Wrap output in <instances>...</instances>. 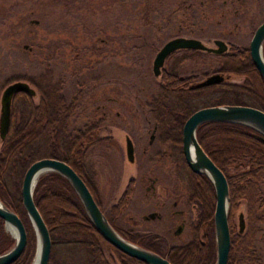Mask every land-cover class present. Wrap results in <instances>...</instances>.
I'll return each instance as SVG.
<instances>
[{
	"label": "rangeland",
	"instance_id": "1",
	"mask_svg": "<svg viewBox=\"0 0 264 264\" xmlns=\"http://www.w3.org/2000/svg\"><path fill=\"white\" fill-rule=\"evenodd\" d=\"M60 1L65 6L57 8L54 21L44 0H0V93L14 78H37L46 73L53 81L61 80L65 101L75 99L67 128L75 132L90 119H99V135L107 137L84 152L101 210L107 213L109 204L133 177L130 201L114 223L134 228L145 223L150 229H160L163 221L174 219L172 210L183 207V200L177 205L171 202L183 198L185 183L177 181L173 190L169 175L173 165L167 155L174 154L152 131L148 102L157 94L161 75L152 73V57L165 40L178 34L200 38L210 46L213 38L248 46L253 28L264 18V0ZM23 18L32 23L19 30L12 28ZM217 66V56L201 50L177 51L163 64L164 69L178 74H192L191 82L204 79ZM241 79L227 80L239 83ZM37 99L36 93L31 96L32 101ZM209 100L204 94L194 103L201 106ZM10 105L15 110L14 122L18 121L27 101L18 96ZM126 135L133 144L132 161L125 155ZM241 168L231 164L227 171ZM183 169L179 166L176 174L184 173ZM13 175L7 178L10 190L14 189ZM151 182L154 188L149 186ZM150 210L160 212L161 218L143 221L141 214ZM239 210L244 212V202ZM234 222L236 225V214ZM166 235L171 243L184 241L183 234L177 237L170 231ZM254 246L257 263L264 264V224H260ZM54 255L79 263L78 252L62 245L54 248Z\"/></svg>",
	"mask_w": 264,
	"mask_h": 264
},
{
	"label": "trees",
	"instance_id": "2",
	"mask_svg": "<svg viewBox=\"0 0 264 264\" xmlns=\"http://www.w3.org/2000/svg\"><path fill=\"white\" fill-rule=\"evenodd\" d=\"M44 4L54 21L57 20V8L65 6L60 0H44ZM30 22L32 23L23 18L12 24V28H26ZM262 55L264 58V41ZM216 56L218 66L213 71L222 74L220 81L190 88L187 85L191 83L192 74L180 77L171 69H163L157 83V94L148 102L159 141L168 143L174 154V161L183 164L188 174L194 177L193 184L196 182L201 191L212 196L214 190L210 180L202 173L191 171L181 156L182 122L191 111L200 107L196 106L194 99L207 94L211 101L208 104L203 102L201 106L240 103L264 110V80L250 59L248 46L231 44L225 52ZM231 77L242 79L239 83L228 81ZM14 79L28 82L38 99L34 102L31 100L32 95L21 91L14 93L11 98L14 100L18 96L24 97L27 109L14 122L15 110L10 105L9 128L0 146V200L17 213L26 233L22 251L8 264H28L34 252L35 240L19 193L25 168L41 156L66 161L82 178L100 208L96 185L84 163V152L88 146L107 137L99 135V119H90L75 132L67 128V119L72 113L75 99L65 101L61 92V80L53 81L46 73L37 78ZM195 134L203 150L222 170L227 181L229 248L226 264H258L254 239L260 224H264V136L245 125L223 121L203 122L197 126ZM231 164L241 165L242 168L229 173L227 168ZM11 173L15 179L13 190L7 188V178ZM133 186L134 178L130 177L115 201L109 204L108 213L103 212L121 235L158 252L171 264H213L215 245L211 222L208 226L201 225L190 241L160 250L151 241L156 234L145 233L139 236L133 230L127 231L116 226L114 220L128 205ZM32 198L49 231L51 245L47 264H71L54 255V248L60 245L78 252V264H113V261L118 264H146L120 251L100 235L88 219L74 190L59 173L51 171L40 175L33 187ZM241 202H244L245 226L239 232L234 216L239 212ZM203 214L202 208L199 215ZM209 214L211 215V210ZM198 232L203 237H197ZM13 240L4 229L3 219L0 217V252L11 246Z\"/></svg>",
	"mask_w": 264,
	"mask_h": 264
},
{
	"label": "water",
	"instance_id": "3",
	"mask_svg": "<svg viewBox=\"0 0 264 264\" xmlns=\"http://www.w3.org/2000/svg\"><path fill=\"white\" fill-rule=\"evenodd\" d=\"M37 20H33L36 22ZM264 41V19L252 30L248 41L250 59L264 80V58L262 43ZM212 46L203 43L193 36H174L167 39L154 53L151 61V71L154 75L160 73L164 59L173 50L179 48L208 50L214 53H223L227 50V43L221 38H214ZM23 47H27L23 44ZM213 75L193 82L189 85L194 88L211 81H220L219 75L214 80ZM26 92L34 95L35 91L25 80L8 82L0 93V139L8 131L10 123L11 98L16 92ZM206 121L233 122L245 125L264 136V110L259 107L240 103H218L197 107L191 111L181 125V150L185 163L189 169L204 174L211 182L214 190L213 233L215 258L213 264H226L229 248V230L226 219L229 202L228 186L224 173L206 154L196 138V128ZM125 155L129 161L133 158V144L129 136H125ZM57 172L70 184L77 195L88 219L99 231L100 235L120 251L144 261L146 264H171L166 257L158 252L130 241L121 235L108 221L103 211L96 204L89 189L82 178L64 160L41 156L31 161L25 168L19 187L20 199L34 232V252L28 264H47L50 254V236L48 228L33 202L32 191L38 177L47 172ZM0 217L3 219L4 229L13 237V243L6 250L0 252V264H8L22 251L26 233L17 213L0 200ZM7 224L11 229H7ZM238 230L244 229L243 212L237 215Z\"/></svg>",
	"mask_w": 264,
	"mask_h": 264
},
{
	"label": "flooded vegetation",
	"instance_id": "4",
	"mask_svg": "<svg viewBox=\"0 0 264 264\" xmlns=\"http://www.w3.org/2000/svg\"><path fill=\"white\" fill-rule=\"evenodd\" d=\"M179 35H181V34L174 35V36H179ZM174 36H172V37H174ZM181 36H186V35H181ZM213 39H212V42H213ZM225 42L227 43V49H228V47L231 45V43H229L227 41H225ZM191 50H199V49L179 48V49L173 50L172 52H170L169 54H167V56L165 57L164 61L168 57H170L171 55H175L177 53V51H180V52L181 51H184L185 52V51H191ZM201 51H208V50H201ZM208 52L214 53L212 51H208ZM214 54L215 55H218V54H222V53H214ZM163 64H164V62H163ZM163 69L164 68H163V65H162L160 67V73L158 75L161 74V72H162ZM211 74L213 75V77L211 79L214 80L221 73L218 72V71H212L211 73L206 74V76L204 77V79L208 75H211ZM179 76L180 77H183L184 75L179 74ZM198 81H200V80H198ZM211 82H213V81H211ZM191 83H193V82H191ZM191 83H189L187 86L189 87V85ZM203 85H205V84H203ZM200 86H202V85H200ZM200 86H197V87H200ZM194 88H196V87H194ZM155 127H156V125L153 122V124H152V131H154V132H155ZM152 136H153V133H150L149 138H151ZM167 156L169 157V159L171 160L172 165H173V167L171 169H169V171H170V174L169 175L171 177V180L173 182V187H174L173 190H175L174 184L177 181H180V182L183 181L185 183V193L183 195V198L180 199V196L178 198H176V199L174 198V200H172L171 204L172 205H177V204L180 203V201L183 200V202H181V203H183V207H179V208H177L175 210H172V213L171 214L174 215V219L173 218H171V219L169 218L168 223H166V222L163 221L160 225H158L160 229H156V230L155 229H150L149 227H147V225L145 223H141V225H138L135 228L134 227H122L123 229H126L127 231L133 230L139 236H143V235H145V233L146 234L147 233L156 234L155 237L152 236L151 241L153 243H155V246L158 247L159 250H160V248L167 249V248H169L172 245H178V244H183L185 242H188V241H190L195 236V231H198L201 225L208 226V225H210L209 224L210 222H211V224H213L214 195L212 196L209 193H206L204 191H201L199 189V186L197 185L196 182H194V184H193V178L194 177L192 175L188 174L187 169L184 167L183 164L176 163L174 161V155H167ZM181 156H182V159L184 160L183 154ZM179 166H183L184 167V169H183L184 173L181 171L183 174L181 173V174L177 175L176 174V169ZM149 178H150V180H153V178H151V177H149ZM149 186H151V187L154 188V185H153L152 182L150 183ZM156 203H157V201H156ZM202 208L204 209V214L200 216L199 214H200V211H201ZM210 210H211V215L209 214L210 213ZM240 211L241 210H239V212ZM241 212H243V211H241ZM107 213H108V210H107ZM238 213H237V215H238ZM237 215H236V218H237ZM243 216H244V214H243ZM154 218L160 219L161 218V213L158 212V211H155V210H150V211H148L146 213H142L141 214V219L143 221L144 220L145 221H149L150 219H154ZM201 220H202V222H201ZM236 225H237V229H238L237 222H236ZM244 226H245V217H244ZM170 231H171V233L174 236H177V237L180 234H183L184 241L183 242H179V243H171L170 242V239L166 235ZM239 232H241V231H239ZM197 237H203L202 233L201 232H198ZM198 241L201 244L203 243L201 239H198Z\"/></svg>",
	"mask_w": 264,
	"mask_h": 264
},
{
	"label": "bare ground",
	"instance_id": "5",
	"mask_svg": "<svg viewBox=\"0 0 264 264\" xmlns=\"http://www.w3.org/2000/svg\"><path fill=\"white\" fill-rule=\"evenodd\" d=\"M7 229H11V227L7 224Z\"/></svg>",
	"mask_w": 264,
	"mask_h": 264
}]
</instances>
